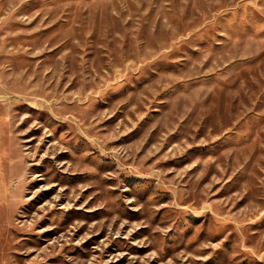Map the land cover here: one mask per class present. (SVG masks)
Listing matches in <instances>:
<instances>
[{
    "label": "rangeland",
    "instance_id": "374dc122",
    "mask_svg": "<svg viewBox=\"0 0 264 264\" xmlns=\"http://www.w3.org/2000/svg\"><path fill=\"white\" fill-rule=\"evenodd\" d=\"M0 264H264V0H0Z\"/></svg>",
    "mask_w": 264,
    "mask_h": 264
}]
</instances>
